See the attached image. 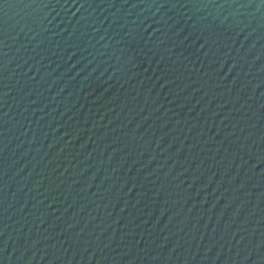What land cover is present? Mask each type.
Segmentation results:
<instances>
[{"label": "water", "instance_id": "water-1", "mask_svg": "<svg viewBox=\"0 0 264 264\" xmlns=\"http://www.w3.org/2000/svg\"><path fill=\"white\" fill-rule=\"evenodd\" d=\"M0 264H264V0H0Z\"/></svg>", "mask_w": 264, "mask_h": 264}]
</instances>
